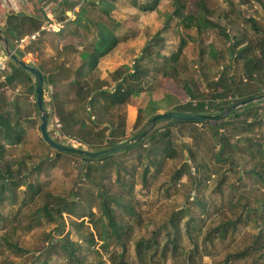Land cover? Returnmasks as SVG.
Here are the masks:
<instances>
[{
  "label": "rangeland",
  "instance_id": "rangeland-1",
  "mask_svg": "<svg viewBox=\"0 0 264 264\" xmlns=\"http://www.w3.org/2000/svg\"><path fill=\"white\" fill-rule=\"evenodd\" d=\"M36 3H38V0ZM79 1L80 5L81 2ZM210 9L213 12V18L226 27L227 33L232 37L234 35H245L247 39H254L252 36L250 23L245 19L250 15H254L259 22L264 23V16L261 17L263 6L259 4L260 0L245 1L244 7L239 9L246 10V17L241 13H237L236 9L229 13L228 18L219 17L225 13L226 9H230L229 5L224 0H207ZM264 1V0H263ZM189 5L192 8L193 0H189ZM238 0L235 3L238 4ZM172 0H163L160 4L159 12H142L141 10L130 5V0H115V4L107 1L104 8L112 11V16L122 23L117 26V33L120 35L130 34L129 41L123 44L116 52L109 57L107 61L113 60L116 64H121L127 61L133 65L136 57L140 55V51L146 46L147 42L165 26L168 18L165 13L173 11ZM240 4H238L239 6ZM78 6V5H77ZM237 6V7H238ZM9 2L1 0L0 3V23L6 21L8 15L14 12L9 10ZM79 7L76 8V11ZM16 12V11H15ZM98 14V11L93 12ZM104 20L111 24L110 20L105 16ZM177 21H172V27L166 31V41L168 46L165 48L167 53L174 50L180 41V36L183 33H197L192 30H185L177 24ZM6 24L4 25V28ZM59 25L54 24L50 28L56 32ZM65 31V30H64ZM128 31V32H127ZM191 31V32H190ZM124 33V34H123ZM236 33V34H235ZM93 36L90 35V39ZM14 43L18 42L13 39ZM214 42L218 51H221L224 56L221 60L212 59L211 62L203 59V54L206 56V45ZM57 43V38L55 42ZM2 47V45L0 44ZM226 37L220 36L213 29H209L202 36V44L191 42L188 48L184 51V57L180 64V79L186 80L193 78L196 82V92L204 93L202 99H206V95L215 91H223L222 88L215 90L212 81H215L221 72L223 66L229 65L226 55ZM56 50V49H55ZM42 51V50H41ZM55 55L53 58L52 55ZM40 60L44 62L47 70L57 71L62 61L72 66V71L64 73L59 78L60 83L58 89L52 86L47 89V99H45L48 112H55V107L51 103L53 94L58 95V100L63 103L66 110L74 109L75 113L81 114L79 105L74 100L75 87L70 85L73 79V71L79 66L80 61L76 55L69 52L63 54L61 50L53 52L42 51ZM113 56V58H112ZM62 58H65L62 60ZM114 65V66H115ZM105 66H107L105 64ZM109 65L106 68L112 69ZM154 76L151 77V89L144 92L139 98H134L131 102L124 106L121 110L126 116V139L138 135L141 125L137 127V115L140 108L147 106L150 98H155L157 107L165 110L171 109L177 101L182 104L191 101L181 87L173 80L163 77L160 73L154 71ZM237 82L242 85L244 91L245 85L249 88L264 90V74L255 81H241L242 66L237 68ZM106 78H108L106 76ZM163 82L162 85L161 83ZM149 84V85H151ZM176 92L175 95L180 99L172 97L164 98L168 92ZM1 92V91H0ZM10 99L11 96H6ZM16 89H13V93ZM169 92V93H170ZM172 92V93H174ZM21 98L25 101L27 111H30V116L33 117L32 123H27V134L23 146L15 147L12 153L13 157H26L30 159L29 164L22 167V171H26L27 175L31 176V180L38 181L42 184L45 190H50L57 196L65 197L69 200L77 201L79 210L89 211L91 208L95 212V216L91 217L89 213L85 217L70 216L65 213L63 219L58 222H49L44 219V222H39L33 218L35 209L40 205V201L32 202L30 199H25V206L22 205L23 193L18 191L17 202H13L11 197L4 199L0 209V264H74L70 263L69 255L61 247L65 238H70L72 242L82 244L84 248L83 257L85 264H97L100 259H104V264H114V261L120 258L121 252L124 251L123 246L112 244L111 251L102 249V241L98 236V229L101 227V221H96L101 217V199L97 192L100 189H107L108 193L116 198V201H111L110 205L116 210L119 220L124 221L132 227L127 237L126 260L128 264H140L135 250V242L142 238H148L153 231L161 228L181 209L187 207L189 211L184 219L178 221L184 231V224L192 213L198 218L201 229L193 231V237L186 235L179 244V248L175 255L171 249L167 253V260L159 253L156 258V264L167 261V264H250L252 257L247 260L232 259L231 253L242 250L250 245L252 234L255 232L251 225L247 226L244 219L241 221L236 232L230 230V235L224 240L218 236H213L214 242L206 240V235L209 230L221 222L231 219H237L242 214L243 206L258 207L259 203L264 201V182L257 176L249 173L255 168L264 174V104H258V113L255 119H249L254 122V127L251 131V138L263 145V158H259L258 147L253 151L247 150V145L250 140H246V124L243 121H238L232 125H228L222 130L223 134H227L230 145H239L240 148L233 147V152L237 160L241 162L239 166L231 164L228 161H217L215 153L219 151V145H215L213 137V128L209 125L202 124H187L172 126L170 124H158L159 129L156 134L158 136L166 129L172 131V141L174 147L179 151L175 159L161 160L158 165L151 166V172L144 179V165L148 163L147 146L153 140L147 139L144 145L133 147L129 151H123L114 154L105 162L86 163L81 158L59 156L57 149L51 147L44 139L40 130L41 119L35 106V96L23 94L19 92ZM226 97L222 101L231 100L233 91L228 88ZM164 98V100H163ZM162 99L163 101H161ZM56 101V104L58 103ZM162 112V111H161ZM160 113V112H159ZM134 118V120H133ZM58 116L56 114L50 119L49 130L53 138L76 147L87 148L88 145L78 142L77 136H63L61 129L63 125L58 126ZM117 119V117H115ZM60 121V119H59ZM249 122V123H250ZM119 134V133H118ZM74 135V134H73ZM75 137V138H74ZM124 140V141H125ZM122 142V141H121ZM192 151V152H191ZM26 152L29 155H25ZM254 152V154L252 153ZM25 155V156H23ZM156 155L162 156L161 153ZM154 159V153L151 154ZM162 158V157H159ZM193 159L204 165L201 170L206 175L212 174V177L202 185H196L188 170L184 171L181 179L173 178L175 171L180 168L183 163L189 162L192 168V173H196V167ZM91 165V178H86L85 173L81 172V168ZM36 167V168H34ZM202 173V175H203ZM99 181L102 188L97 185ZM26 189V187H23ZM197 197V200H194ZM43 203V201H42ZM22 207V209H20ZM129 208L134 209V213L129 212ZM241 214V215H240ZM92 219V220H91ZM75 222L77 224H75ZM91 232L96 235L95 242L87 241L91 237ZM159 240L165 243V231L160 234ZM2 237H8L11 240L19 242L20 246L27 249L24 254H17L7 248ZM56 242H59L57 244ZM102 253L101 256L99 253Z\"/></svg>",
  "mask_w": 264,
  "mask_h": 264
},
{
  "label": "trees",
  "instance_id": "trees-1",
  "mask_svg": "<svg viewBox=\"0 0 264 264\" xmlns=\"http://www.w3.org/2000/svg\"><path fill=\"white\" fill-rule=\"evenodd\" d=\"M107 1L115 3V0H80V5L79 1L76 0H62L58 5L65 12L68 10L75 12L76 18L69 20L68 25L71 28V35L79 40L80 46L83 47L80 48L79 45L69 44L64 46L61 50L63 54H67V52L70 51V53L76 55L80 61L79 66L73 71V79L70 85L75 87V94L73 97L79 105L81 114L75 113L74 109L66 110L63 103L58 100L57 91L53 94V101L51 102L55 107V112H49V118L51 119L54 114L58 116L63 125L61 129V134L63 136H77L78 142L88 145L87 147L89 150H100L124 141L127 137L126 116L121 110L124 106L128 105L132 99L139 97L141 94L151 89L152 84L150 80L151 77L154 76V71L177 83L178 86L182 88L187 98L191 99V101L182 104L180 102L181 100L175 94L166 93L164 98L172 97V99L176 98L180 100L177 101L178 103L175 104V107L168 111L185 110L186 112L197 113H221L243 100L264 94V90H261L260 87L258 90L254 91L249 88L248 85H245L243 91L242 85L236 81L238 76L237 68L240 66H242L243 75L241 81H255L264 74V23L259 22L257 20L258 18L256 19L252 14L245 20L250 23L254 39L249 40L242 33L241 35H234L232 37L227 33L226 27L213 18L214 14L209 4H207V0H193L192 8L189 5V0H172L171 5L173 6V11L165 13L167 16L166 18H168L165 26L147 42L143 50L140 51V55L136 57L134 64H125L112 72L109 79H103L99 68L102 59L111 53L119 43L127 41L130 36V34L126 33L122 36L120 35L121 33L116 32V27L121 26L122 23L112 16V11H108L104 8L103 4ZM224 1L229 5L230 9H226L224 15L221 14L219 17L225 16V18H228L229 13L233 12V9H236L240 16L242 13L246 17V10L239 8L244 7L243 3L249 0H238L239 2L237 3L240 4L239 6L235 3V0ZM162 2L163 0H130V5L142 12L150 13L159 12ZM259 4L263 6L264 12V1L260 0ZM77 5L80 6L78 11H76ZM95 11H98L97 15L93 13ZM105 16L113 24V27L104 20ZM172 21H177V24L185 30H192L197 34L193 35L192 33L182 32L178 46L170 51L171 53H167L165 51V48L168 46L166 31L172 27ZM43 26L44 21L38 17L11 13L7 18L4 33L9 39L12 48L16 49L17 54L25 58V53L17 47L13 39L20 44L26 36L37 35L36 37L38 39L31 41L32 43L31 46L28 47V50H34L33 52L39 51L41 50L39 43L44 41V37L48 34V31L44 29ZM209 29H213L220 36L226 37L227 48L225 51L227 61H230L229 65L223 66V71L219 77L215 81H212L215 90L222 88L224 92L220 90L215 93L214 91L208 94V96L206 95V98L209 99L206 100L201 98L204 93L196 92L195 86L197 84L193 78L182 81L179 76L181 74L180 64L184 57V51L191 42L202 44V36ZM90 35L93 36L91 39L89 38ZM206 46V48L209 47V49L205 50L206 56L203 54V59L205 61L206 58L207 60L209 59L208 61L210 62L212 59L216 58L219 61L224 56V54L215 47L214 42ZM9 67V71L0 72V89L11 86L12 89L19 88V92H23V94L34 95L35 106L39 114L36 102V82L34 76L12 60L9 61ZM39 68L45 75L48 91L50 86L57 90L61 75L72 71L71 64L68 65L65 61L61 62L57 71L47 70L45 64L39 65ZM114 83L115 85L113 86ZM228 88H231L233 91V95L231 96L232 99L224 102L222 98L226 97ZM21 94L22 93H17V95H12L10 99H7L0 92V209L4 199L7 197H11L13 202L16 203L18 191L21 190L23 193L22 207L25 206V199H30L32 202L36 200L40 201V205L35 209L33 218L38 219L41 223L44 222V219L49 222H58L59 219L65 218V213H68L70 216L76 215L79 217H85L87 213H89L91 217L95 216V212L91 208H89L88 212L85 211V209L80 211V206L77 207V201L57 196L49 189L45 190L38 181L31 180V176L27 175L26 171H22V167L29 164L30 159L18 156L13 157L12 153L15 147H22L26 141V124L34 122L33 117L29 114L30 111L26 110L25 101L20 97ZM57 100L58 103L56 104ZM160 100L163 101L162 99ZM157 101L159 100L150 98L147 106L140 108L137 115V127L141 125L142 129L139 130V133L146 129L150 118L159 113L161 108L156 106L158 103ZM258 104H264V99L231 112L225 119L220 121L165 120L160 123H167L172 126H185L187 124L209 125L214 129L213 137L216 143L215 145H219V151L214 155L216 160L228 161L231 164L239 166L241 162L237 160L233 152V147L239 149L240 146L230 145L231 143L227 134H223L222 130L230 124L232 125L238 121H243L246 124V132L248 134L246 140H250V143L247 145V150L251 152L258 147V152L260 153L259 158H263V145L251 138L250 135L256 120L250 122L249 119H255L258 113ZM115 117H117V119H115ZM158 124L138 144V146L144 145L147 139L152 138L153 140L146 149L148 153V163L144 165L145 181L147 180L148 174L151 172L152 165H158L161 160L167 161L168 159H175L179 153L173 146L171 129L168 128L156 136L159 129ZM56 151L61 157L73 156L81 158L86 163L105 162L114 156L113 154L99 159H91L85 155L70 154L59 150ZM27 153L28 152H26L25 155H29ZM152 153H154V159L153 156H151ZM157 153H161L162 156L156 155ZM252 153L254 154V152ZM193 163L196 167V173H192L193 167H191L189 162H185L175 171L173 178L181 179L184 175V171L188 170L198 186L211 179L213 173L209 175H206L205 172L203 173L201 168H203L204 165L202 163L194 159ZM81 172H86V178H91V165L81 168ZM249 173L257 176L264 182V174L262 171L253 168ZM100 184L101 183L97 181L99 188H102ZM23 187H26V189H23ZM97 194L101 199L102 212L101 217L96 220L102 223L101 227L98 229V236L102 241L101 247L105 251H109V249L111 251L110 246L114 244V242L116 245L123 246L124 251L121 252L120 258L114 261V264H128L125 257L127 237L129 232L132 231V227L118 219L116 210L110 205V202L116 201V198L108 193L107 189L102 188ZM194 200H197V197ZM22 207H20V209H22ZM128 210L130 213H134L133 208H129ZM188 211L189 208L185 207L173 213L174 215L170 219V222L153 231L150 237L142 238L135 242L136 255L140 264H156L155 258L159 253L165 258L164 260H167L169 249H171L173 255L177 253L179 244L182 241L181 239L184 237V232H186V235L193 237V231L201 229L200 223L198 224V218L190 213L188 220L184 224L185 229L184 231L182 230L181 224H179L178 221L184 219ZM241 214L237 219L221 222L212 227L205 239L214 242L213 236L215 235L224 240L230 235L231 229H233L234 232L238 230L241 221L244 219L245 224H247V226L252 224L251 227L255 230L252 237H250L251 243L242 250L231 253L230 257L240 260H247L252 257L250 264H264V201L259 203L258 207H251L245 204ZM75 224L77 223L75 222ZM162 231H165L167 238L165 239V243L159 240ZM90 234L91 237L87 241H93L94 243L96 235L93 232ZM1 240L7 248L17 254H24L27 251L26 248L20 246L19 242L11 240L8 237H2ZM63 241L61 247L69 255V262H74V264H85V258L83 257V250L85 247L78 242L70 241L69 237L65 238ZM56 243L59 244V242ZM101 254L100 252L99 255L101 256ZM104 263V259H100L97 262V264ZM160 264H167V261H163Z\"/></svg>",
  "mask_w": 264,
  "mask_h": 264
},
{
  "label": "water",
  "instance_id": "water-1",
  "mask_svg": "<svg viewBox=\"0 0 264 264\" xmlns=\"http://www.w3.org/2000/svg\"><path fill=\"white\" fill-rule=\"evenodd\" d=\"M0 44L2 45V50L7 54V56L14 61L17 65L29 71L35 78L36 87V102L37 107L40 113L41 125L40 130L43 135V139L51 145V147L63 151L70 154H78L85 155L91 159H99L103 157H107L113 155L115 153L123 152L125 150L131 149L135 147L147 136V134L160 122L165 120H183V121H220L225 119L231 112L242 109L245 106L261 101L264 99V94L261 96H254L243 100L242 102L231 106L221 113H197V112H186L184 111H167L161 112L157 115L150 118L146 129L138 135H134L132 138H129L125 141L117 143L115 145H111L109 147H105L100 150H89L87 148L76 147L71 144L63 143L55 138H53L50 134L49 125L50 118L49 112L45 107V99H47V83L45 79V75L42 70L33 65L32 63L26 61L24 58L20 57L17 54L16 49L12 48V45L9 39L6 37L4 30L0 27ZM60 133V132H59ZM61 134V133H60Z\"/></svg>",
  "mask_w": 264,
  "mask_h": 264
},
{
  "label": "crops",
  "instance_id": "crops-1",
  "mask_svg": "<svg viewBox=\"0 0 264 264\" xmlns=\"http://www.w3.org/2000/svg\"><path fill=\"white\" fill-rule=\"evenodd\" d=\"M6 1L9 2V8H10L9 10H11V11H12V9L14 10V12H11V13H17V14L25 15V16H34V17H38V18H40L41 20L44 21V26L43 27H44V29H46L48 31V34L45 37L43 36L45 39H44V41L39 43V46L41 47L40 49L42 51H44L45 53L48 52L49 50H51L52 52H53V50L54 51L62 50L64 48V46L69 45V44L79 45L80 48H83V47L80 46L79 40L75 39L71 35V31H70L71 28L68 25V21L71 20V19L72 20L75 19L76 18V14L72 10H68L66 12L63 11V9H61V7L58 6L59 3L62 0H38V3H36L37 1H35V0H6ZM0 3H1V0H0ZM113 4H115V3L113 2ZM77 7L80 8V6H77ZM262 16H264V13H262ZM6 22H7V19H6L5 22L0 23V27L3 30H4V25L6 24ZM54 24L59 25L58 31H56V32H54L50 28V26H53ZM33 36L34 35L26 36L20 42V44L18 45V48H20V50L25 53V58H24L25 60H27V61L33 63L35 66L39 67V65L44 64V62L40 60L42 58L40 56V54L42 55V51L39 50V51L33 52L34 50H28V47L31 46V43H32L31 41L34 40V39H38L37 37H33ZM55 38H57V43H54L55 42ZM128 41H129V39L127 41L119 43V45L113 51H111V53H109L107 56H105L102 59V62L100 63L99 68H100V72H101V77L103 79H109L110 76H111V73L114 72L119 67H121V66H123L125 64L130 65V63H128L127 61H123L119 65L118 64L115 65V62L113 60L107 61L112 54L114 56V54L117 53L116 51L123 44H125ZM1 48L2 47L0 46V49ZM52 56H53V58H55L54 54ZM113 56H112V58H113ZM64 59L65 58H62V60H64ZM105 64L107 66H105ZM109 65H111V66L115 65V66L112 67V69L108 70L105 74L102 73V72L106 71V68H108ZM106 76L108 78H106ZM161 84L165 85V84H163V82ZM114 85H115V83L113 84V86ZM0 91H1V93L3 91H5L4 94L6 96H11V94L17 95V93H19V88L16 89V93L15 92L13 93V89H12L11 86L3 87V88L0 89ZM172 92H174V91H172ZM172 92H170V93H172ZM175 93L176 92H174L173 94H175ZM139 97H136V98H139ZM173 107H175V104L173 105ZM173 107H171V109ZM161 111L162 112H167L168 110H165V109L161 108L159 110V112L161 113ZM133 120H134V118H133Z\"/></svg>",
  "mask_w": 264,
  "mask_h": 264
},
{
  "label": "built area",
  "instance_id": "built-area-1",
  "mask_svg": "<svg viewBox=\"0 0 264 264\" xmlns=\"http://www.w3.org/2000/svg\"><path fill=\"white\" fill-rule=\"evenodd\" d=\"M37 35H34L33 37H36ZM11 59L5 54V52L0 49V72H5L9 70V61ZM57 122L59 123L58 126H61V123L59 119H57Z\"/></svg>",
  "mask_w": 264,
  "mask_h": 264
}]
</instances>
